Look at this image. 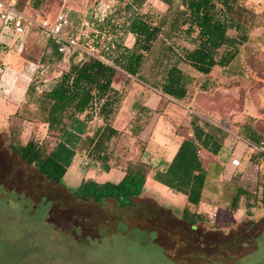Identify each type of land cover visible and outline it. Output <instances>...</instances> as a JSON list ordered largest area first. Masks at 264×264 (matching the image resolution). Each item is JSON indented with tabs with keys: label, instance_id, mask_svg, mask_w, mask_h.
<instances>
[{
	"label": "rangeland",
	"instance_id": "obj_1",
	"mask_svg": "<svg viewBox=\"0 0 264 264\" xmlns=\"http://www.w3.org/2000/svg\"><path fill=\"white\" fill-rule=\"evenodd\" d=\"M37 1L20 0V8L33 20H45L50 24L61 12L67 14L70 25L65 33L71 38L84 36L80 42L84 49H91L94 45L99 49L104 48V44H96L90 35L95 29L96 25L93 24L96 19L102 20L115 9L120 15L131 13L137 7L135 4L131 6L129 0H42L39 9L33 10L32 5ZM158 1L147 0L140 11L158 25L164 22L162 36L156 41L142 68V78L149 83L165 77L169 66L174 65L170 61L177 59L180 45L189 44L177 35H167V31L171 30L172 14L167 11L166 4ZM245 2L258 11L256 26L249 32L248 42L240 47V55L234 61L231 74L235 78L228 93L215 92L212 101L226 108L223 116L231 111L230 122L243 120V124L253 125L264 136V17L261 15L264 13V0ZM179 4L180 0H174L173 8L177 10ZM116 22L122 23L118 17L113 25ZM111 25L112 22L107 26ZM230 34L235 35V32ZM114 39L115 36L113 42ZM47 44V37L36 27H32L27 36H0V58L8 55L4 59L6 63L11 64L14 60L21 63L24 59L36 63L31 81L36 89L34 96L29 103L26 101L27 105L20 107L19 116H11L8 122L0 117V264H178L156 244L153 233L140 229L128 230L132 226L130 219L133 209L117 208L114 200L100 204L92 200L84 201L69 190L72 185L68 179L62 180L63 185L47 180L10 149V143L22 144L33 139L42 146L45 155L49 151L50 142L41 140L43 135L39 125L42 118L37 100L41 92L48 89L47 84L69 69L71 53L66 50L67 54L61 62L49 61L44 59ZM84 55L85 58L89 57L86 53ZM73 62H78V58H74ZM2 69L0 65V73ZM120 78L121 74H117L116 80ZM189 78L197 81L191 75ZM201 78L203 83L205 79ZM197 119L205 127L211 123V118L206 115L203 118L197 116ZM60 144L67 148V156L58 159L67 165L70 160L68 152L73 147L63 138ZM53 154L57 157L55 152ZM251 155L246 154L242 161L235 159L232 164L237 168L239 184L252 194L261 195L264 188V159L253 164ZM154 184L161 191L157 198L165 204L150 194L137 201L153 200L160 206L175 210L167 205L169 196H163L167 188L156 182L148 185ZM180 196L185 201V196ZM245 203L233 215L215 210L208 215L216 226L215 230L207 232L208 240H221L224 235L250 240L249 245L230 250V255L235 257L229 255L228 261L214 259L209 264H264V205L259 202L253 214L248 216ZM214 212L216 217L212 216ZM176 217L180 219V215L176 214Z\"/></svg>",
	"mask_w": 264,
	"mask_h": 264
},
{
	"label": "trees",
	"instance_id": "obj_2",
	"mask_svg": "<svg viewBox=\"0 0 264 264\" xmlns=\"http://www.w3.org/2000/svg\"><path fill=\"white\" fill-rule=\"evenodd\" d=\"M19 1L17 0L16 6L24 12L20 8ZM146 1L129 0L132 2L131 6L137 5L133 12H125L120 16L115 9L102 20H95L93 25L96 26L90 35L95 39L96 44L102 41L104 33L115 36L113 46L109 47V50L103 48L106 52L96 45L92 46L100 50V54L102 52L101 55L105 56L112 65L91 56L85 58L84 52L79 49L72 47L66 49L71 53L69 69L62 71L55 85L49 91H42L37 100L41 110L40 122L48 125L49 132L61 130L66 119L88 110L97 112L99 109L100 113L105 112L106 120L114 112L116 100H113L112 96H115L116 91L113 84L119 70L138 76L148 54L162 36L164 22L158 25L149 16L140 13ZM161 1L168 6L167 11L172 14L171 30L167 31V35L170 37L172 34L177 35L194 46L192 50L180 48L177 57L206 78L216 66L226 67L237 59L240 47L248 42L249 32L256 26L258 13L251 9L245 0H180L177 10L173 8L174 0ZM41 3L42 0H38L32 5V9H39ZM261 15L264 17V13ZM117 17L122 23L116 22L113 25ZM110 22L112 25L107 26ZM36 29L48 39L44 59L61 62L67 52H60V44L55 38L44 34L39 28ZM232 31L235 35L230 34ZM128 35L134 37L132 47L125 45ZM85 37L89 38V35ZM79 38L80 43L84 36ZM74 58H78V62H73ZM0 65L4 69L2 62ZM165 79V84L162 86L163 93L177 99L186 97L187 90L182 82L181 70L172 67L167 71ZM207 84L208 80L205 79L203 88L206 89ZM35 91L31 83L27 91L28 103ZM26 103L24 104L27 105ZM15 116H19V112H16ZM192 126L195 138L184 140L167 171H157L154 175L155 181L187 197L188 205L182 211L177 209L172 211L153 200L137 201L144 192L146 178L150 172V168L141 162H128L125 175L119 183L84 180L78 188L69 190L84 201L92 200L100 204L114 200L117 208L133 209L130 219L132 226L128 227V230L140 229L153 233L156 244L178 264H209L214 259L228 261V256L232 254L230 250L247 246L250 240L245 241L240 236L233 238L226 235L221 240H208L207 232L215 230L216 226L208 216L192 212L191 207L198 206L201 202L207 179V170L198 154L196 141L215 155L220 152V148L211 144V140L198 126L196 118L192 120ZM237 128L239 133L251 143L259 144L264 141L263 134L253 125L242 123L237 124ZM115 134L117 132L109 126H106L102 133L96 134L97 142L93 153L102 163L107 162L112 154L108 155L106 149H101L100 143L110 140ZM9 147L20 158L34 166L47 180L63 185L66 167L52 154L45 155L37 141L30 139L22 144L10 143ZM102 152L104 154L100 156ZM250 159L253 164H258L259 160L264 159V154L256 151L252 153ZM227 190L230 203L226 210L230 213L238 210L242 201H246L245 210L248 216L253 214V209L259 202L264 205V188L261 195H255L237 182ZM176 214L180 215V219ZM214 246H217L216 250L211 252Z\"/></svg>",
	"mask_w": 264,
	"mask_h": 264
},
{
	"label": "crops",
	"instance_id": "obj_3",
	"mask_svg": "<svg viewBox=\"0 0 264 264\" xmlns=\"http://www.w3.org/2000/svg\"><path fill=\"white\" fill-rule=\"evenodd\" d=\"M158 2L165 4L161 0ZM133 43L134 37L128 35L125 45L132 47ZM187 45H180V48L194 49L190 43ZM7 56L4 55V59ZM4 59L0 58L4 65V70L0 73V117L8 122V119L15 116L28 99L27 91L36 63L26 59L16 63L13 59L14 62L8 64ZM170 62L174 65H170L169 69L177 67L183 73L182 82L187 90L186 97L177 99L163 93L165 77L149 83L142 78V70L138 76L119 70L118 74H121V78L115 79L113 84L116 91L115 96H112V99L116 100L115 110L107 120L105 112L100 113L97 109V112L88 110L71 119H66L62 129L58 131L49 132L48 125L41 123L39 125L43 135L41 140L50 142L48 153L54 157L53 152H55L57 157L54 158L58 161L67 156V148L60 144L61 138L73 147V150L68 152L69 163L67 165L62 163L66 167L63 179H68L73 189L78 188L84 180L119 183L125 175L128 162H141L150 168L141 197L150 194L159 200L157 198L161 194L159 188L155 184L151 186L148 184L159 183L154 179L155 173L166 172L184 140L195 138L192 120L196 118L198 126L211 140V144L220 148V152L215 155L196 141L198 154L207 170V179L200 204L191 207V210L205 216L213 210L233 215L240 210L244 202H241L239 209L235 212L230 213L226 210L230 203L227 189L238 182L237 168L232 161L235 159L242 161L246 154L258 151L254 147L257 144L246 140L238 131L237 124H242L243 120L236 123L230 122L231 111L225 112L223 116L222 112L226 108L212 101L213 95H216L215 92L226 94L229 91L228 88L232 86V79L235 78L231 74L234 61L226 67L216 66L207 78L196 72L189 64L180 61L178 57ZM189 75L196 77L197 81L189 78ZM199 77L208 80L206 89L203 88ZM56 81L53 80L47 84L46 91H49ZM205 115L211 118V123L207 127L197 119V116L203 118ZM228 123H230L229 127ZM106 126L111 127L117 134L110 140L100 143L101 149H106L105 152L108 155L112 154L107 162L102 163L96 158L93 148L97 142L96 134L102 133ZM103 154V152L100 153V156ZM165 195L169 196L167 205L179 211L188 205L187 197L182 193L167 188V192H163V196ZM180 195L185 196V201ZM212 216L216 217L217 214L214 212Z\"/></svg>",
	"mask_w": 264,
	"mask_h": 264
},
{
	"label": "built area",
	"instance_id": "obj_4",
	"mask_svg": "<svg viewBox=\"0 0 264 264\" xmlns=\"http://www.w3.org/2000/svg\"><path fill=\"white\" fill-rule=\"evenodd\" d=\"M17 0H0V35L6 36L11 34L22 37L27 34L32 27L39 28L46 35H49L57 40L60 44L59 51L64 52L66 49L72 47L81 50L87 55L97 58L106 64L112 65L109 60L100 54V50L96 47L87 49L79 43L80 38H71L66 35V30L70 25L67 14L61 12L55 18L53 24L48 21H38L30 18L25 12L21 11L17 6ZM104 48L109 50L113 46V35L104 33L101 38ZM256 150L264 154V141L254 146ZM238 163V161H236Z\"/></svg>",
	"mask_w": 264,
	"mask_h": 264
}]
</instances>
